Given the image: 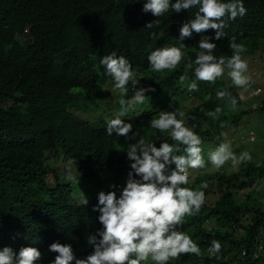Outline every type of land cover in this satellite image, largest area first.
<instances>
[{
  "label": "trees",
  "instance_id": "16d2710c",
  "mask_svg": "<svg viewBox=\"0 0 264 264\" xmlns=\"http://www.w3.org/2000/svg\"><path fill=\"white\" fill-rule=\"evenodd\" d=\"M243 4L245 15L222 18L224 34L210 39L216 44L214 56H250L264 45V0ZM142 7L137 0H0V248L15 250L21 244L42 253L59 241L80 249L83 256L92 251L86 241L98 223L92 189L99 182L103 188L123 184L129 171L125 138L105 132L107 118L114 117L109 108L115 104L108 96L110 78L103 74L101 57L115 51L138 74L151 77L145 84L156 91L142 106L146 113L130 122L148 138L154 131L142 122L146 115L170 110L185 97L194 99L186 111L194 119L242 104L231 91L217 97L224 91L223 74L215 81H197V89L188 90L197 43L203 35L214 37L213 30L183 41L184 56L176 68L153 72L149 53L176 44L180 26L196 9H169L154 17ZM148 22H154L152 28L145 27ZM233 40L238 49L230 47ZM257 100L255 112L264 113V93ZM75 111L94 112L96 120ZM226 125L218 123L215 136ZM201 136L210 142L205 139L209 132ZM163 141L175 143L170 137ZM153 142L158 146L162 141ZM177 154H183L182 147ZM58 161L73 175L81 174L79 183L65 178ZM216 176L204 184L206 176L198 174L185 185L205 193L199 211L178 225L201 251L182 253L175 264H264V163L244 162L237 173ZM81 192L87 206L80 202ZM212 240L221 242L216 255L208 252Z\"/></svg>",
  "mask_w": 264,
  "mask_h": 264
},
{
  "label": "clouds",
  "instance_id": "9594fccd",
  "mask_svg": "<svg viewBox=\"0 0 264 264\" xmlns=\"http://www.w3.org/2000/svg\"><path fill=\"white\" fill-rule=\"evenodd\" d=\"M137 2H142V12H150L154 17L162 16L169 9L175 13L196 9L187 22L180 26L176 44L158 47L149 53L147 60L153 72L176 68L184 56L183 50L186 45L183 41L186 38L190 39L194 33L201 34L213 30L214 37L203 35L197 43L199 51L194 61V79L188 85V90H196L197 81H215L225 72V68L229 69L228 75L234 85L245 86L248 83V77L244 75L247 63L241 56L235 54L227 60L224 56L216 57L212 54L216 44L210 42L213 38L219 40L224 34L225 20L222 18L235 19L245 15L243 0H137ZM154 22L146 23L145 27L152 28ZM230 47L238 49L239 45L233 40ZM99 63L103 66V74L110 78L108 96L112 99V104H115L109 108L110 115L114 117L108 120L105 132L107 136L125 138L124 153L129 162V171L123 184H107V187L103 188L99 182L94 189L91 187L96 198L92 210L97 213L98 222H94L86 239L92 251L83 256V251L78 249L77 255L73 250L76 248L71 244H62L59 241L49 245V252L42 253L32 246L24 247L20 244L15 250L4 246L0 248V264H141L142 261L144 264H167L170 258L174 259L175 264V260L179 259L182 253L200 255L199 245L186 232L179 230L178 225L186 215L190 216L199 211L205 201V193L185 185L195 177L188 176V171L203 168L205 165L202 145L217 142L223 129L219 130V136H215L216 129L214 133L207 129L193 130L194 125L186 126L184 120L178 119V115L182 113L175 109L171 111L165 109L160 110L157 115L149 114L150 119L146 127L154 131L153 136L148 138L146 134L142 135L133 129L130 122H136L138 119L140 121L141 116L146 113L142 106L147 103L148 94L156 91L152 85L145 84L151 77L147 78L144 74L136 76L130 61L123 55H117L115 51L101 57ZM191 66L190 63L189 67ZM184 78L181 76V80ZM128 86L132 87L131 93H128ZM254 94L258 107L260 102L256 97L262 94L259 90ZM216 95L218 98H224L230 94L224 89L218 91ZM236 95L243 102L240 94ZM231 102L233 105L236 104L234 98ZM117 103L119 114L115 115L113 112L117 109ZM135 106L140 107L143 112L136 120H132L126 116ZM220 111L226 109L218 108L210 117L195 119H207L217 128L218 123L215 121ZM145 120L144 118L142 122ZM204 132L211 135L205 138L210 142H205L199 137ZM167 137L175 143L163 141ZM248 137L255 140L253 132H250ZM153 141L162 142L157 146ZM181 147L183 154H177L181 153ZM250 159L251 156L247 152L241 153L237 158L230 151L228 143H221L208 153V160L217 168L222 167L228 160L236 167L241 161ZM80 175L77 177L69 172L65 178L73 183H79ZM205 176L206 179L207 175ZM80 202L85 206L89 204L83 192ZM220 250L221 242L212 240L208 248L209 254L216 255ZM149 260L154 263H148Z\"/></svg>",
  "mask_w": 264,
  "mask_h": 264
},
{
  "label": "rangeland",
  "instance_id": "374dc122",
  "mask_svg": "<svg viewBox=\"0 0 264 264\" xmlns=\"http://www.w3.org/2000/svg\"><path fill=\"white\" fill-rule=\"evenodd\" d=\"M238 54L247 63V69L245 70L244 75L248 77V83L245 86L234 85L231 77L228 75L229 69L225 68V72L223 73L222 78V84L226 91L240 94L243 102L238 106L239 108L237 106L231 105V107H229L228 109L224 108L226 109V111H220V113H217L215 123H225L227 125L222 130L217 142L207 144L204 143L202 145V156L205 160L204 167L188 171V176H196L197 174L207 175L204 183L210 181L220 172H224L228 175L237 173L241 164L244 162L250 161L253 163H264V113L255 112L257 102L256 100H254V93H258V90L261 91V94L264 93V45L260 47V51H258L257 53H253L250 56H246L242 52H239ZM135 73L136 76H141L136 71ZM260 97L261 96H257L256 98ZM193 101L194 100L192 99V97H185V101L183 102V104L175 105L173 108H170L169 111L175 109L178 113H182V115H178V119L184 120L186 126L192 127L194 125L195 127L193 128V130L197 129L200 131L207 129L211 133H214L216 128L212 124H210L207 119H194L187 116L186 111L188 108L193 106ZM90 112L89 114L85 115L82 112L75 111L77 115H80L89 121H95L96 119L94 117L95 115L93 114L94 112ZM142 112L143 110L140 107L135 106L130 109L126 117H130V119L136 120L138 115H140ZM155 114L157 115V113ZM110 118L111 117L107 118V122ZM149 119L150 115H147V118L144 122L145 125H148ZM250 132L254 133L255 140H252L251 137L249 139L248 134ZM221 143H228L230 146V151L237 158L241 153L247 152L250 154L251 159L241 161L236 167L232 166L231 160L226 161L225 164L220 168L215 167L214 165H212L211 161L208 160V153L214 150L216 146ZM55 165H57V162L55 163ZM58 165L64 175H67L69 172H71L69 168H66L64 166V162L58 161ZM242 218H244V216ZM73 250L77 255H79L78 249ZM147 262L154 263L150 260ZM173 262L174 259L170 258L167 264H173Z\"/></svg>",
  "mask_w": 264,
  "mask_h": 264
}]
</instances>
